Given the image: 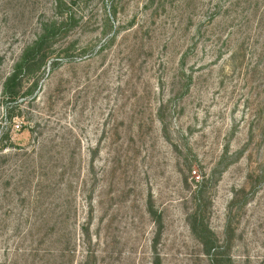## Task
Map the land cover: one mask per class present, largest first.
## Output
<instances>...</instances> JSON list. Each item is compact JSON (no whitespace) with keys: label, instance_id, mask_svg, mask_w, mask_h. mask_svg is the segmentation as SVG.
Instances as JSON below:
<instances>
[{"label":"rangeland","instance_id":"374dc122","mask_svg":"<svg viewBox=\"0 0 264 264\" xmlns=\"http://www.w3.org/2000/svg\"><path fill=\"white\" fill-rule=\"evenodd\" d=\"M59 1L0 0V264H264V0ZM205 175L212 252L189 220Z\"/></svg>","mask_w":264,"mask_h":264},{"label":"trees","instance_id":"16d2710c","mask_svg":"<svg viewBox=\"0 0 264 264\" xmlns=\"http://www.w3.org/2000/svg\"><path fill=\"white\" fill-rule=\"evenodd\" d=\"M66 3L62 0L58 3V9L63 15ZM74 20L72 15L63 16L61 19H55L51 23H46L42 32L37 36V38L30 44L26 50L24 51L20 61L15 66L14 72L7 78L6 83L4 85V94L7 97L17 98L16 96L19 93V89L22 85V77L28 76L31 77L34 75V71L37 68H42L47 64L48 60L51 59V55L53 54V43L61 29L68 22ZM107 22L109 23V30L114 29L113 19H111V15L107 18ZM113 36H110L107 41L113 39ZM115 37V35H114ZM105 47L102 46V48ZM59 61L56 60L53 62V68L57 67ZM39 80H36L31 87L30 93L33 94L39 86ZM13 116V115H11ZM192 165H190V172L192 171ZM195 189L193 192V200L194 207L192 212L189 215V220L191 223V228L196 238L204 245L209 252L213 250H217V245L215 240L211 237L212 233L208 230V225L205 223V210L207 207V193L209 188L213 182L212 176H204L201 180L196 181ZM148 210L151 215L156 218L159 226L161 228L162 222L161 217L156 214L152 207V199L148 202ZM86 233H88V227L86 228ZM161 229L159 230V234ZM209 232V235L206 233ZM218 254H214L212 257L211 264H223L224 261L217 259L216 256ZM92 258L88 256L86 259L79 264H92ZM154 264H159L158 261L154 262Z\"/></svg>","mask_w":264,"mask_h":264},{"label":"built area","instance_id":"2783aa9c","mask_svg":"<svg viewBox=\"0 0 264 264\" xmlns=\"http://www.w3.org/2000/svg\"><path fill=\"white\" fill-rule=\"evenodd\" d=\"M19 126V125H18Z\"/></svg>","mask_w":264,"mask_h":264}]
</instances>
